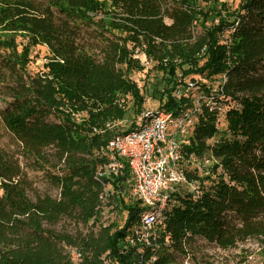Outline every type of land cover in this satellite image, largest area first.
Segmentation results:
<instances>
[{
    "label": "trees",
    "instance_id": "obj_1",
    "mask_svg": "<svg viewBox=\"0 0 264 264\" xmlns=\"http://www.w3.org/2000/svg\"><path fill=\"white\" fill-rule=\"evenodd\" d=\"M201 1L0 0V42L3 34L31 42L19 52L14 40H5L8 52H0V122L19 146L0 145V264H74L68 248L81 254L79 264H181L187 258L230 264L202 252L197 239L223 250L255 239L264 264V0H242L236 10L226 0H204L205 7ZM209 20L211 26L197 31L198 22ZM82 26L92 27L101 42L83 43ZM37 45L49 50L48 70L32 74ZM137 49L159 72L155 84L144 86L158 109L195 115L182 144L185 161L192 155L212 161L202 176L186 169L190 181L212 183L200 184L197 195L172 194L153 246L128 241L145 210L136 198L126 201L128 168L99 174L116 133L107 123L127 113L119 96L132 91L137 115L146 100L130 78L143 69L133 57ZM194 75L221 76L216 90L201 83L208 100L196 103L188 94L186 79ZM215 102L230 105L225 131ZM74 112L88 117L77 122ZM27 167L45 171L59 196L33 198ZM107 199L126 212L122 227L100 222ZM63 218L74 232L48 226Z\"/></svg>",
    "mask_w": 264,
    "mask_h": 264
},
{
    "label": "rangeland",
    "instance_id": "obj_2",
    "mask_svg": "<svg viewBox=\"0 0 264 264\" xmlns=\"http://www.w3.org/2000/svg\"><path fill=\"white\" fill-rule=\"evenodd\" d=\"M228 2V6L231 10H236L242 0H226ZM201 7L206 6V1L200 2ZM94 13L101 16L103 14V10L99 7H96L94 10ZM170 22V20H167ZM217 22V20H215ZM212 20H209L205 23L198 22L197 31H201L206 27L211 26ZM228 31H226V36H228ZM3 37L2 41L0 42V52H8V49H5L6 46L2 44V42H5V40H14L16 42L17 48L19 49V52L23 50L25 46L30 45V40L28 37L24 36L23 34H14V35H1ZM80 38L83 43H100L101 39L97 36L96 32L92 27L82 26L80 31ZM3 53V54H4ZM49 50L46 46L43 45H37L34 46L31 52V62L28 65V70L32 74H36L38 72H41L43 70H48L45 68V64L49 62ZM133 57L137 60H139L140 65L143 66V69L141 71L135 70L132 73H130L131 80L134 81V83L137 84V87L140 88L141 92L145 94L146 100L143 105V109L139 115L134 113V96L132 94V91L127 92L126 94H121L118 98L119 101H117L118 105L125 110L126 116L121 119H114L107 123V126L114 129L116 132L114 136L123 133L124 131L128 130L133 122L137 123V126H140L141 124V117L143 113L149 110H157L158 109V102L156 99L152 98L151 93L147 92L145 87L149 88V85H152L153 83L157 82L159 72L156 70V67H154L155 63L150 61L147 56L145 55L143 50L137 49L133 53ZM129 77V75L127 74ZM194 78L195 83L200 82L199 85H195V87L188 90V94L191 96V98L194 99L196 103H198V100L200 98H203V100H208V96L206 93L203 92V89L200 87L201 83L206 84L207 86H211L214 88V90L217 89L221 82V76L214 78L213 81H210L208 79L202 78L201 75H194L188 77L186 80L187 82L192 81L191 79ZM218 104V103H213ZM5 106L4 101L2 100L0 96V108H3ZM219 108V120H218V127L221 131H225L227 128V121L225 118L226 111L228 110L229 106L226 102H222L221 104L216 105ZM73 117L77 122H80L88 117L87 112H74ZM51 120H56V118H52ZM193 132H191L185 139L187 142L189 137L191 136ZM181 135L178 134L176 136V139H180ZM217 138H219V135L213 139L210 140L211 143H214ZM0 145L9 149V150H18L19 146L16 143L14 137L7 132L0 122ZM191 161H185L184 167L188 171L195 172L198 171L199 175H205L208 173L207 168L212 166V161L208 160L207 158H197L195 156H191ZM29 177L32 181L34 191H32L30 194L33 198H35L36 194H50L54 197L59 196V190L54 187L49 179L48 174L43 170H32L29 167L26 168ZM53 171H55L53 169ZM129 180V179H128ZM211 181H204V182H195V187L199 189L201 186H210ZM201 184V186H200ZM193 187L189 184L181 185L176 188L175 191L172 192H179L181 195H186L188 193H192ZM125 196L126 201L129 199H135V196L133 195V192L130 187V182L127 181V186L125 189ZM115 202L111 201L110 199L105 200L104 203V209L101 215V223L105 226L108 225H116L118 227H122L124 224V221L126 219V212H122L121 209L115 208ZM49 227H52L56 230H67L70 232H74L76 230L75 225L73 222L68 218H63L59 223L55 225H48ZM198 248L206 254H209L213 256L217 262L222 263L225 260L229 261L230 264H237L243 257H248L247 261L242 264H263L262 257L259 254V244L255 239H249L244 243H240L238 247L229 249V250H223L218 247H216L213 244L208 243L204 239H197L196 242ZM71 255L72 259L75 262L74 264H79L80 260L77 258L78 251L76 249L68 248L67 249ZM181 264H195L193 260L186 259Z\"/></svg>",
    "mask_w": 264,
    "mask_h": 264
},
{
    "label": "built area",
    "instance_id": "obj_3",
    "mask_svg": "<svg viewBox=\"0 0 264 264\" xmlns=\"http://www.w3.org/2000/svg\"><path fill=\"white\" fill-rule=\"evenodd\" d=\"M195 85V82L189 81L188 89ZM140 120V126L126 130L109 141L105 152L110 162L99 174H118L128 168L133 195L145 208L128 241L153 246L158 237V226L171 204L172 192L181 185L189 184L193 187L192 193L199 194V189L195 187L197 181H190L187 177L182 150L186 137L193 132L196 118L189 110L175 114L157 109L146 111ZM178 134L180 139H176ZM77 258L80 260V253Z\"/></svg>",
    "mask_w": 264,
    "mask_h": 264
}]
</instances>
